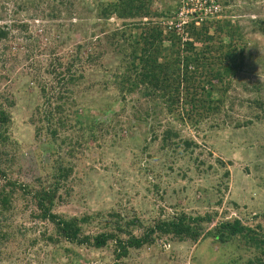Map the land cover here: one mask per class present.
<instances>
[{"label": "rangeland", "instance_id": "1", "mask_svg": "<svg viewBox=\"0 0 264 264\" xmlns=\"http://www.w3.org/2000/svg\"><path fill=\"white\" fill-rule=\"evenodd\" d=\"M227 1L222 18L237 23L242 37L235 42L238 73L219 112L194 125L193 120L182 122L165 111L155 121H138L132 114L151 106L147 100L136 103V108L131 102L136 96L117 101L107 77L117 60L105 34L120 22L102 21L94 0H0V27H10L8 39L0 42V109L9 116L0 160L9 177L30 188L52 185L55 162L62 161L72 173L60 182L53 211L64 217H91L84 227L87 234L104 231V220L114 215L122 222L138 221L131 229L139 236L144 227L176 213L210 215L206 232L235 219L264 232V34L260 31L264 0ZM153 2L151 10L156 13L173 9L174 0ZM138 33L125 29V37L136 38ZM88 40L102 45L104 59L84 71L77 68L84 79L71 89L72 101H79V107L69 110L70 127L49 143L44 131L36 136L42 125L37 111L42 102L39 85L49 78L46 72L54 58L65 59L78 43ZM258 101L262 107L255 104ZM104 106L110 110L103 114L98 109ZM77 109L78 115L87 117L80 123L102 120L98 141L76 125ZM167 128L178 138L163 142ZM184 141L194 143L193 147L185 150ZM13 211L18 228L27 230L25 236L17 232L14 244L20 251L12 256L16 264H257L264 260L243 240L219 244L207 234L195 243L162 237L120 259L115 258L113 245L92 250L63 244L71 250L70 256L57 262L53 248L39 241L31 248L37 254L26 257L25 246L34 239L31 231L41 235L49 226L38 224L30 196L21 192Z\"/></svg>", "mask_w": 264, "mask_h": 264}, {"label": "trees", "instance_id": "2", "mask_svg": "<svg viewBox=\"0 0 264 264\" xmlns=\"http://www.w3.org/2000/svg\"><path fill=\"white\" fill-rule=\"evenodd\" d=\"M94 2L102 21L107 22L114 18L120 22L112 33L105 34L108 46L113 48L112 52L117 60L116 65L108 70L107 76L109 85L117 91V101L126 102L128 97L136 96L137 99L131 100L133 108L142 99L151 105L145 110H135L133 119L155 121L165 111L169 116L176 115L182 122L189 120L191 124L193 120L195 125L197 120H205L219 112L223 96L239 69L235 58L238 46L235 42L237 38L242 40V37L237 23L230 21L225 15L222 18V11L219 19L203 22L200 26H196L191 20L178 30L167 25L169 21H178L175 16L176 0L172 10L168 8L160 13L151 10L153 0H115L106 4L98 0ZM217 3L222 10L229 5L227 0H217ZM67 13H71V8ZM144 18H148L146 22L142 21ZM153 18L160 19V22L153 23ZM126 28L132 32L139 30L140 33L136 38H133V34L125 37ZM260 31L264 34V24H261ZM9 34L10 27L1 26L0 42L6 41ZM102 50L99 42L88 40L78 43L75 52L65 59L54 58L50 62L51 69L46 72L49 78H45L38 88L42 102L37 111L42 125L36 130V136L42 130L49 143H54L59 134L70 127L69 110L73 106L79 107L80 104L79 101H72L71 88L77 87L84 79L83 73L78 72L77 68L84 71L94 61L99 63V60L104 59ZM261 103L255 102L259 107L264 105ZM109 110L105 106L98 109L103 114ZM261 112L264 116V106ZM73 117L79 128L89 131L94 142L101 138L102 120L98 123H80V119L87 117L78 115V109ZM8 123L9 116L0 109V148L6 145L5 141L8 139L5 135ZM163 134V142L178 138L171 128L165 129ZM62 143H65V139ZM183 144L185 150H190L194 145L189 141H184ZM6 168L0 160V264L7 261L17 263L13 259L16 256H13L14 253L20 251L14 244L18 239L17 232L22 233L21 236H25L27 232L26 228H18L13 218L14 201L19 192L30 196L34 206L33 216L38 224L49 226L45 227L41 235H36L35 230L31 231L34 239L25 246L23 253L26 257L37 254L31 248L39 241L53 248L52 255L57 256L53 257V261L57 262L62 256H70L71 250L63 247V244L84 246L92 250L113 245L115 258L120 259L126 257L130 250L151 245L162 237L177 242L195 243L204 234L219 244H229L236 239L243 240L246 247L259 251L264 256L262 230L245 226L235 219L220 222L206 232L205 227L212 223V217L207 214L191 216L176 213L144 227L139 236L134 235L131 229L138 221L122 222L119 216L108 215L110 221L104 220L107 221L104 231L87 234L84 227L90 224L91 217H64L53 211L59 198L60 182L66 181L72 173L70 167L62 161L58 164L55 162L52 185L41 184L31 188L10 178ZM257 264H264V260H258Z\"/></svg>", "mask_w": 264, "mask_h": 264}, {"label": "built area", "instance_id": "3", "mask_svg": "<svg viewBox=\"0 0 264 264\" xmlns=\"http://www.w3.org/2000/svg\"><path fill=\"white\" fill-rule=\"evenodd\" d=\"M177 22H167L168 27H175L180 30L185 24L193 20L196 26L201 23L219 19L222 13L217 0H176ZM166 25V26H167ZM186 41V38L183 39Z\"/></svg>", "mask_w": 264, "mask_h": 264}]
</instances>
